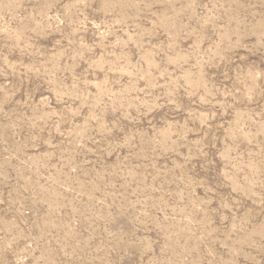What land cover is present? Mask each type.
<instances>
[{"label":"rangeland","instance_id":"374dc122","mask_svg":"<svg viewBox=\"0 0 264 264\" xmlns=\"http://www.w3.org/2000/svg\"><path fill=\"white\" fill-rule=\"evenodd\" d=\"M0 264H264V0H0Z\"/></svg>","mask_w":264,"mask_h":264}]
</instances>
